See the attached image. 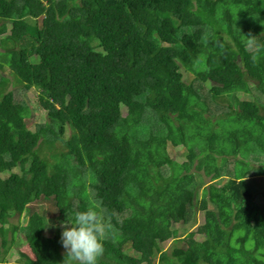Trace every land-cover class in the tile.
<instances>
[{
    "label": "trees",
    "instance_id": "1",
    "mask_svg": "<svg viewBox=\"0 0 264 264\" xmlns=\"http://www.w3.org/2000/svg\"><path fill=\"white\" fill-rule=\"evenodd\" d=\"M249 33L264 44V0H0V264L15 239L31 254L15 264H63L61 222L97 200L114 226L98 264H264L245 180L264 157V50L253 63ZM207 177L222 183L199 196ZM196 211L204 239H179ZM169 239L183 244L162 251Z\"/></svg>",
    "mask_w": 264,
    "mask_h": 264
},
{
    "label": "clouds",
    "instance_id": "2",
    "mask_svg": "<svg viewBox=\"0 0 264 264\" xmlns=\"http://www.w3.org/2000/svg\"><path fill=\"white\" fill-rule=\"evenodd\" d=\"M245 38L246 47L253 52L252 61L257 62L264 44L249 33ZM60 243L64 248L63 264H98L105 252L104 241L114 229L111 216L102 201H95L85 211H77L71 219L61 222Z\"/></svg>",
    "mask_w": 264,
    "mask_h": 264
},
{
    "label": "rangeland",
    "instance_id": "3",
    "mask_svg": "<svg viewBox=\"0 0 264 264\" xmlns=\"http://www.w3.org/2000/svg\"><path fill=\"white\" fill-rule=\"evenodd\" d=\"M8 57H9L8 54H4L3 51H0V62L9 64ZM2 74L5 77L9 78L11 81V83L7 84L6 90L16 89L18 87L16 84L12 83V81L15 83H18V82L15 79H13V76L11 75V72L9 70V65L4 67ZM188 76L190 79L193 78L191 75H188ZM20 96L22 97V99L28 101L29 107L31 109V116L32 117L27 119L26 123L29 126V130L31 132H34L35 123L38 120H40V118L43 117V113L40 111V109L38 108L36 110L35 109L36 107L35 106L33 107V103H34L35 99L37 98V91H35L34 89H30L27 92L20 93ZM263 113H264V110H263ZM260 135H262V134H260ZM263 139H264V137L262 138V140ZM262 140H260V143L263 145ZM171 154H172V157L175 159V161L179 164L181 162L185 161V159H186V152L184 150H181L179 154H177V151L172 150ZM263 158L264 157H259V158L256 157V161H253L252 158H250V159L252 160V164L255 165V168H257L258 164L262 161ZM254 169L251 170L250 176H248L245 180L247 181L248 186L255 191V197L257 198V201L260 204V207L263 209V213H264V194H262V193H264V176L263 175H257L254 172ZM200 181L202 183V186L199 190V196L201 195L202 188H204L205 186L210 185V184L221 185V183H222L221 179L211 181L210 178H208V177L202 178ZM41 205L43 208L46 207V204H41ZM35 206L37 207L38 205H35ZM52 217H53V221L55 223L61 222L60 218L56 220L54 215H52ZM18 219L21 221L22 217H18L15 215L10 219V222L13 224H17L19 221ZM203 221H204L203 214L199 211H196V213L193 216V219L188 223V225H185V227H187V230L184 233L182 232V230H183L182 225L173 224L172 227L174 229H177V228L179 229V239H183L187 234L192 233L193 238L195 240L202 241L204 239V237L202 235L198 234L196 232V229L200 225L203 224ZM54 222H52V223L55 224ZM178 244L181 245L183 243L181 241L178 243L173 239H169L166 242L162 243L160 246H161L162 251L169 252L174 245L177 246ZM20 253H25V254L31 255L27 244L25 242L19 241L18 239H15L14 244H12L10 246L8 253L5 256L6 262L3 264H15V263H17L20 259Z\"/></svg>",
    "mask_w": 264,
    "mask_h": 264
}]
</instances>
